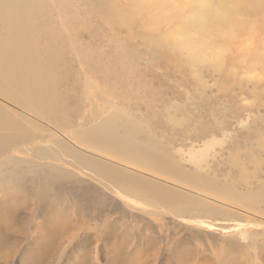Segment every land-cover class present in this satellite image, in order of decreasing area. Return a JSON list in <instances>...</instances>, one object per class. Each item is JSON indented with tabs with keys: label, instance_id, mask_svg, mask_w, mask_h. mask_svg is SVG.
<instances>
[{
	"label": "rangeland",
	"instance_id": "374dc122",
	"mask_svg": "<svg viewBox=\"0 0 264 264\" xmlns=\"http://www.w3.org/2000/svg\"><path fill=\"white\" fill-rule=\"evenodd\" d=\"M39 5L36 44L28 47L39 55L49 106L38 110L9 86L11 99L0 96V111L15 123L0 128L6 140L0 264H264V73L250 62L255 50L229 64L262 82H228L227 74L192 73L184 62L153 52L140 35L157 36L162 20L156 28L146 15L125 27L80 0H65V22L43 0ZM263 6L250 18L261 32ZM184 16L168 37L187 29L179 27ZM106 115L117 121L121 137L151 146L157 172L185 183L200 174L206 187L233 190L254 204L255 217H227L250 222L253 246L231 244L219 228L196 232L163 216L165 207L148 209L159 214L162 228L125 207L113 195L115 180L144 182L120 168H104L100 176L83 165L101 158L94 152L132 164L134 151L92 133L93 122Z\"/></svg>",
	"mask_w": 264,
	"mask_h": 264
},
{
	"label": "bare ground",
	"instance_id": "6f19581e",
	"mask_svg": "<svg viewBox=\"0 0 264 264\" xmlns=\"http://www.w3.org/2000/svg\"><path fill=\"white\" fill-rule=\"evenodd\" d=\"M43 1L46 7L51 8L65 21V0ZM80 1L104 21H118L125 27H129L135 18L141 20L146 15L154 19V26L155 20H162L163 24L156 29L157 36L140 35L141 39L153 52L174 58L177 62H184V67L192 73L196 69H208L215 73L227 74L226 79L230 80L228 82H262L260 75L237 74L229 61H243L255 50L250 62L257 64L264 73V21L261 23V32L258 21L250 19L252 13L263 6L264 0ZM39 9V0H0V80L4 82L0 83V96L11 99L6 89L9 86L31 106L46 110L49 106L48 82L40 77L42 71L38 64L39 55L28 47L36 44L33 33L35 24H41L37 23ZM181 14L185 16L179 27L187 26V29L178 30L179 37H168L166 32H172L178 27L175 22ZM163 28L167 30L164 31ZM78 32L82 34L83 29ZM78 58L81 60L80 56ZM14 125L15 123L0 111V128H12ZM93 125L95 127L92 133L97 134L99 138L110 143L119 142L126 149L134 151V158L130 160L132 164L113 161L98 152L94 153L101 158L91 156L89 161L83 163L85 167L95 168L98 175L104 168H120L122 173L133 174L144 182L132 185L121 177L115 180L118 186L113 190V195L119 198L125 207L152 216V224H158L161 228L163 225L160 223L159 214L148 209L165 207L169 214L163 216L184 222L187 228L196 232L209 234L215 232L213 228H219L218 234L227 236L231 244L247 246L251 243L250 246H253L254 235L250 222H244V218V221L227 218L233 215L255 217L252 212L255 205L249 203L246 197L242 199L243 195L233 190L219 189L214 185L206 187L207 179L200 174H195L191 183H185L183 178L177 180L157 172L158 165L155 164L151 146H138L131 141L133 139L129 134L121 137L118 133L119 125L113 116L106 115L94 121ZM5 142L6 140H0V150H3Z\"/></svg>",
	"mask_w": 264,
	"mask_h": 264
}]
</instances>
